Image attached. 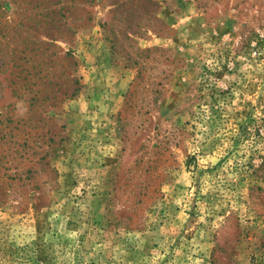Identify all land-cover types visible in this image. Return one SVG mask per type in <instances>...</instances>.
Returning <instances> with one entry per match:
<instances>
[{"label": "rangeland", "instance_id": "rangeland-1", "mask_svg": "<svg viewBox=\"0 0 264 264\" xmlns=\"http://www.w3.org/2000/svg\"><path fill=\"white\" fill-rule=\"evenodd\" d=\"M0 264H264V0H0Z\"/></svg>", "mask_w": 264, "mask_h": 264}]
</instances>
